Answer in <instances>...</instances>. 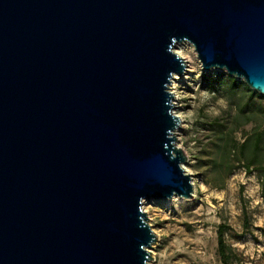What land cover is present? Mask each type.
<instances>
[{
    "label": "water",
    "instance_id": "water-1",
    "mask_svg": "<svg viewBox=\"0 0 264 264\" xmlns=\"http://www.w3.org/2000/svg\"><path fill=\"white\" fill-rule=\"evenodd\" d=\"M185 42L264 95V0H0V264H150Z\"/></svg>",
    "mask_w": 264,
    "mask_h": 264
},
{
    "label": "rangeland",
    "instance_id": "rangeland-1",
    "mask_svg": "<svg viewBox=\"0 0 264 264\" xmlns=\"http://www.w3.org/2000/svg\"><path fill=\"white\" fill-rule=\"evenodd\" d=\"M184 59L191 70L171 92L181 116L177 146L196 194L177 204H144L157 235L150 264H223L221 225L230 264H264V95L242 80L232 86L226 71H204L195 49Z\"/></svg>",
    "mask_w": 264,
    "mask_h": 264
},
{
    "label": "bare ground",
    "instance_id": "bare-ground-1",
    "mask_svg": "<svg viewBox=\"0 0 264 264\" xmlns=\"http://www.w3.org/2000/svg\"><path fill=\"white\" fill-rule=\"evenodd\" d=\"M194 47L190 44V43H187V42H185V43H181V44H177L176 46H175V49H174V51H175V53L177 54V55H179L180 57H182L183 59L185 58V55H186V53H188L189 51H193L194 49H193ZM187 62V74L190 72V70H191V61H186ZM181 79V77H175V79L173 80V83H172V85H171V91L173 92V93H176L175 91H176V89H177V82L179 81ZM176 102H178V98H177V100H175ZM175 115H177L179 118L181 117L179 114H175ZM178 135V132H176V136ZM188 172V171H187ZM195 194H196V189H195ZM185 200L184 199H181V198H178V197H175L174 199H172V200H162V201H156V200H151L150 202H162V203H164L165 205H171V204H177V203H182V202H184Z\"/></svg>",
    "mask_w": 264,
    "mask_h": 264
},
{
    "label": "trees",
    "instance_id": "trees-1",
    "mask_svg": "<svg viewBox=\"0 0 264 264\" xmlns=\"http://www.w3.org/2000/svg\"><path fill=\"white\" fill-rule=\"evenodd\" d=\"M229 81L231 82L232 86L236 85L237 84V80L234 79V78H231L229 77L228 78ZM261 141V137L258 136L257 138V141H256V146L258 147L259 143ZM244 147L245 145H242L241 147V152L244 151ZM247 170L249 172H251V165L248 164L247 165ZM217 244H218V255L222 261L223 264H230L229 263V259H230V256H229V253H228V246L226 244V241H225V226L221 225L218 229V233H217Z\"/></svg>",
    "mask_w": 264,
    "mask_h": 264
}]
</instances>
